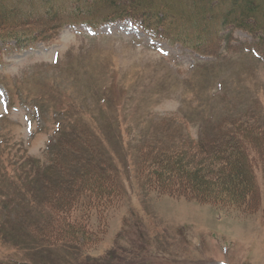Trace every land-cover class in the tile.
<instances>
[{
	"label": "rangeland",
	"instance_id": "1",
	"mask_svg": "<svg viewBox=\"0 0 264 264\" xmlns=\"http://www.w3.org/2000/svg\"><path fill=\"white\" fill-rule=\"evenodd\" d=\"M92 1L98 11L87 0H0L16 20L32 24L23 26L28 35L51 22L49 11L62 26L47 40L2 45L0 159L18 175L26 160L48 168L55 158L64 163L61 129L75 146L85 142L114 163L124 199L106 235L81 251L38 249L29 241L27 250L14 248L0 228V264H264V168L258 171L262 208L249 216L159 195L137 180V150L146 142L198 140L236 117L264 127V47L241 30L226 42L214 36V24L234 10L230 0H143L174 11L163 33L142 24L144 32L129 19L101 23L107 5ZM13 171L8 180L17 183Z\"/></svg>",
	"mask_w": 264,
	"mask_h": 264
},
{
	"label": "trees",
	"instance_id": "2",
	"mask_svg": "<svg viewBox=\"0 0 264 264\" xmlns=\"http://www.w3.org/2000/svg\"><path fill=\"white\" fill-rule=\"evenodd\" d=\"M100 1L108 9L99 18L101 23L129 19L142 29L161 28L163 33L169 15L175 14L169 7L143 6V0ZM241 1L230 0L235 11L219 24H214L217 31L214 36L218 41L226 42L232 31L241 30L251 36L254 43L264 47V0H243L244 7H241ZM80 2L78 0L77 4ZM87 3L90 11L99 10L94 1L87 0ZM3 6L0 4L3 8H0V48L8 40L21 44L36 39L47 40L50 31L62 27L55 21L59 15H52L53 11H49L51 22L43 23L42 28L28 35L23 26L32 24L16 20L13 8ZM232 12H238L237 20L231 18ZM73 15L79 16L77 13ZM230 24L235 25L233 30ZM146 29L143 31L147 32ZM32 30L35 29L28 31ZM58 134L57 139L63 141L65 153H68L64 163L55 158L48 168L37 160H26L27 163L21 166L22 174L18 175V169L12 163L6 164L0 159V204L6 209V212H0V228L12 239L14 248L27 250L29 241L38 249H88L93 246V241L95 245V239H101L99 235H106L109 218L124 199L122 180L113 162H107L96 150H90L83 144L85 142L75 146L73 138L66 139L68 133L63 130H58L56 136ZM54 145H57L56 141L50 144L49 150ZM81 150L88 156L80 153ZM137 155V180L144 190L183 197L247 216L262 208L258 171L264 168V127L260 123L236 117L227 126H219L211 135L205 134L198 140L181 139L171 146L160 141L146 142L139 146ZM25 166L29 167L28 172H25ZM9 168L15 169L13 174L17 183L8 180L12 179ZM23 175V184L20 185ZM37 180L44 182L43 186L33 187ZM2 181L9 185H3ZM13 205L18 208L14 213L7 209Z\"/></svg>",
	"mask_w": 264,
	"mask_h": 264
}]
</instances>
